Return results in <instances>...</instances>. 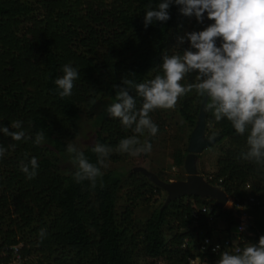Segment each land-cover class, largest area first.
Segmentation results:
<instances>
[{
    "label": "trees",
    "instance_id": "obj_1",
    "mask_svg": "<svg viewBox=\"0 0 264 264\" xmlns=\"http://www.w3.org/2000/svg\"><path fill=\"white\" fill-rule=\"evenodd\" d=\"M158 2L0 0V125L23 121L31 137L13 141L0 134V144L7 148L0 158V264L12 261V245H20L24 264H189L196 258L215 264L219 252L202 249L205 241L211 245L222 241L221 237L229 239L228 251L234 253L235 244L242 249L264 235V210L250 217L248 233L238 232L239 210L236 216L214 199L190 194L170 199L137 222L133 200L141 196L145 200L144 194L154 190L139 172L124 175L102 169L103 187L98 180L93 188L86 180L73 179L76 164L62 166L65 160L72 161L66 146L76 139L84 119L92 123L93 142L78 149L90 162L96 163L91 149L97 142L113 148L110 161L128 156L115 149L121 139L134 133L106 111L115 102L113 85H121L123 78L136 83L152 78L164 51H176V37L193 22L173 4L168 21L145 28V6L155 7ZM183 49L181 45L177 50ZM69 62L80 70V79L72 96L60 98L54 81L62 75L61 66ZM194 81L193 73L181 83ZM127 87L139 109L141 98ZM202 101L195 91L178 97L173 112L179 118L178 132L185 135L183 145ZM150 115L159 126L157 135L165 132L166 120L172 116L169 109H156ZM205 122L206 137L219 136L210 147L219 150L208 182L243 207L248 198L257 208L264 206V166L240 157L247 134L238 135L227 119L215 122L211 112H205ZM41 131L45 140L36 145L35 134ZM146 137L147 133L139 138ZM10 144L15 148H8ZM25 153L39 162L31 180L19 167ZM187 155L184 147L180 158ZM205 206L208 212L201 211ZM41 228L47 230L42 242Z\"/></svg>",
    "mask_w": 264,
    "mask_h": 264
},
{
    "label": "clouds",
    "instance_id": "obj_2",
    "mask_svg": "<svg viewBox=\"0 0 264 264\" xmlns=\"http://www.w3.org/2000/svg\"><path fill=\"white\" fill-rule=\"evenodd\" d=\"M173 4L183 16L194 17L198 23L205 19L212 23L203 30L177 36L176 51L171 54L164 51L159 71L152 78L141 83L123 78L122 86L113 85L115 102L109 104L106 111L109 117L118 118L124 128L132 129L134 133L121 139L115 150L133 157L150 153L152 144L149 138L159 131L150 113L156 109H175L178 97L195 91L197 96L208 101L204 104V111L211 112L215 122L227 119L238 135L247 134L246 150L240 157L264 166V0H159L155 7L151 3L145 6L144 27L168 21L169 8ZM185 43L188 47L178 51ZM61 72L54 84L60 98L70 97L75 82L80 79V70L69 62L61 66ZM193 73L194 82L181 83ZM127 86L133 87L141 98L139 109ZM22 125L20 120H13L10 127L0 125V134L13 141L30 139ZM145 133L147 137L141 141L139 137ZM44 140L45 134L41 131L35 134L33 142L40 145ZM8 148L14 149L15 144L8 145ZM91 150L96 154V163L90 162L74 144L66 146L77 165L73 179L77 183L86 180L93 188L100 180L103 187L102 169L107 168L113 148L97 142ZM6 151L7 148L0 144V158ZM24 156L19 162L20 171L26 179H34L38 159L34 156L29 159L27 153ZM38 237L42 242L47 237V230L41 228ZM240 248L232 253L228 249L220 251V246L216 245L212 249L219 252L215 264H264V235L257 243ZM199 264L206 262L201 259Z\"/></svg>",
    "mask_w": 264,
    "mask_h": 264
},
{
    "label": "rangeland",
    "instance_id": "obj_3",
    "mask_svg": "<svg viewBox=\"0 0 264 264\" xmlns=\"http://www.w3.org/2000/svg\"><path fill=\"white\" fill-rule=\"evenodd\" d=\"M208 24H210V20L205 19L203 23H198L193 17V22L187 24L183 30V34L193 30H203V28ZM182 47L187 48L188 44L185 43ZM169 114L172 116H169L166 120L165 132L152 137V150L150 153L141 154L136 157L128 155L127 157H122L119 161L107 160L108 166L105 170L115 169L124 175H127L131 171L139 172L154 187L152 193L148 190V192L144 194L143 197H145V200L140 199L142 196L133 200V220H136L137 222L145 220L153 208L168 203L170 193L164 186L165 184H174L179 181H185L188 176L185 168V162L188 155L180 158V152H182L183 148L187 146L188 142L183 145L185 135L183 133H179L177 130L176 121H179V118L176 117V112H173V109L171 112V109H169ZM79 125L78 136L71 144H74L77 148H83L93 142V127L92 123L85 121V119L80 121ZM218 150L219 149L216 147L208 148L200 154L193 155L195 173L207 183L208 179L212 177L211 173L214 171ZM74 165L75 163L72 161L65 160V162H62V166L67 168H72ZM219 191L224 192L220 188ZM133 193L134 191L131 192V195H134ZM247 196L248 195H246L245 198H247ZM211 199H214L216 204V199ZM256 206L258 205L248 198L245 206L243 207V205L239 204L238 200H234L228 195L227 202L225 204H221V207L225 209H232L234 215L236 216L238 215L239 210L241 212V216H239L238 221L246 222V225L248 226L250 225V217L252 215L261 214L264 210V206L260 205L259 208ZM220 226H224V224L221 223ZM247 230L248 229L246 227L245 232L248 233ZM217 236L218 235L216 233L215 237ZM220 239L223 240L222 237ZM236 239L237 238L234 236L233 240ZM199 261L200 259L197 260L198 264ZM204 261L206 264H213L209 261Z\"/></svg>",
    "mask_w": 264,
    "mask_h": 264
},
{
    "label": "water",
    "instance_id": "obj_4",
    "mask_svg": "<svg viewBox=\"0 0 264 264\" xmlns=\"http://www.w3.org/2000/svg\"><path fill=\"white\" fill-rule=\"evenodd\" d=\"M205 103L206 99L203 98L195 126L190 133L187 146L185 147L186 151L188 152V156L185 162V168L188 176L185 181H179L174 184L167 183L164 186L170 193L169 200L172 198L190 194L199 197L215 198L216 205L221 207V204H225L227 202V195L224 192L219 191L218 187L209 184L201 179L195 173L193 165V155L200 154L204 150L212 147L219 139V136L206 137L205 135Z\"/></svg>",
    "mask_w": 264,
    "mask_h": 264
},
{
    "label": "built area",
    "instance_id": "obj_5",
    "mask_svg": "<svg viewBox=\"0 0 264 264\" xmlns=\"http://www.w3.org/2000/svg\"><path fill=\"white\" fill-rule=\"evenodd\" d=\"M203 212H208V208L205 206L202 208ZM246 227H248L246 225V222H239L238 227H237V231L238 232H242L246 229ZM219 245L220 246V251H226V249L229 248V246H231V242L229 241V239H224L223 241L220 242H216V243H212L211 245L209 244V241H205L204 246H202V249L205 250H209L210 253H217V252H213L212 249L216 246ZM236 248L234 247V252H236L237 248H240V246H238L236 244ZM241 249V248H240ZM10 250L12 251L13 254V259L10 263L8 264H24V258L20 255V245H12L10 247ZM197 258L193 259L189 262V264H198L197 263Z\"/></svg>",
    "mask_w": 264,
    "mask_h": 264
}]
</instances>
